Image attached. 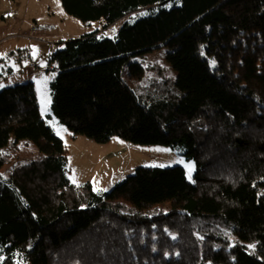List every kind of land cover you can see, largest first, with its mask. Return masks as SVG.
Instances as JSON below:
<instances>
[{"label": "trees", "instance_id": "obj_1", "mask_svg": "<svg viewBox=\"0 0 264 264\" xmlns=\"http://www.w3.org/2000/svg\"><path fill=\"white\" fill-rule=\"evenodd\" d=\"M61 2L69 14L105 26L147 14L113 35L70 39L53 54L60 122L99 143L119 136L186 145L196 172L191 181L181 166H140L103 194L89 182L77 187L35 84L6 87L0 264H264V0ZM161 48L175 82L158 79L162 70L153 65L149 85L136 91L124 83L126 66L136 79L146 72L132 57ZM22 139L36 144L37 156L7 167L4 149Z\"/></svg>", "mask_w": 264, "mask_h": 264}, {"label": "rangeland", "instance_id": "obj_2", "mask_svg": "<svg viewBox=\"0 0 264 264\" xmlns=\"http://www.w3.org/2000/svg\"><path fill=\"white\" fill-rule=\"evenodd\" d=\"M146 14L147 9L144 8L105 26L103 19L84 22L69 14L61 0H0V90L25 82L35 84L42 116L68 150V177L77 187L89 182L97 193L103 194L134 174L140 166H181L187 178L194 180L196 162L185 155L186 145H142L119 136L99 143L85 135L74 134L60 122L53 108L51 82L56 75L53 54L70 39H78L96 30L113 35L125 22H134ZM167 51L168 48H161L132 57L142 63L146 72L142 78L136 79L129 76L126 66L122 77L124 83L136 91L149 85L153 76L150 67L153 65L162 70L157 75L158 79L168 77L175 82L177 72L166 59ZM31 64L34 65L32 69ZM169 118L167 111L160 120L166 124ZM194 135L198 141L201 140L199 128H194ZM4 150L10 157L7 167L18 161H29L38 154L36 144L29 139L20 140L18 148ZM158 211L159 206L146 213L152 215ZM248 246L250 249L253 247L252 244Z\"/></svg>", "mask_w": 264, "mask_h": 264}, {"label": "built area", "instance_id": "obj_3", "mask_svg": "<svg viewBox=\"0 0 264 264\" xmlns=\"http://www.w3.org/2000/svg\"><path fill=\"white\" fill-rule=\"evenodd\" d=\"M34 67V65L33 64H31V69Z\"/></svg>", "mask_w": 264, "mask_h": 264}]
</instances>
